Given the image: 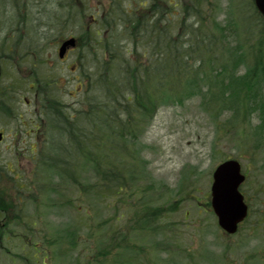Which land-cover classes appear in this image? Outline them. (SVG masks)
<instances>
[{
	"label": "rangeland",
	"instance_id": "1",
	"mask_svg": "<svg viewBox=\"0 0 264 264\" xmlns=\"http://www.w3.org/2000/svg\"><path fill=\"white\" fill-rule=\"evenodd\" d=\"M117 1L119 0H0V56L4 58L3 66L6 67L0 83V132L5 134V140L0 144V188L9 189L12 198L20 197L17 201L13 199L12 203L16 208L9 213H0V237L3 236L0 240V264H25L24 259L35 247L39 248L44 257L43 250L47 248L43 244L44 234H49V230L45 233L42 230L46 228L47 221L54 226L63 222L79 225L87 219L86 212L93 214L94 226L101 221L98 212L90 207L94 196L84 192L89 187L93 174H89L87 170L80 171L77 174L80 188L77 189L70 179L58 181L38 156L47 145L51 129L40 127L44 123L40 121L45 120V117L34 92L38 88L37 79L52 80L50 84L56 86L57 97L64 103L72 105L80 100V96L70 95L71 92L75 93V78L78 77V73L73 72L76 53L71 54L66 63H60L58 57V45L69 37L80 38L82 44L89 46L84 51V64L90 73L94 72L93 82L96 72L102 70V66L106 76L110 75V54L105 48L109 38L120 42V51L126 54L129 50L124 41L126 37L122 36V29L114 35L102 24L103 19L110 22L106 15L110 8L117 10ZM209 1L212 5L209 10H205L207 18H216L219 23L228 25V36L221 37L219 34V43L224 47L220 46L218 51L208 54V48L202 47L201 52L195 56L201 59L205 71H220L223 68L231 71L235 68L237 71L234 75L244 77L254 63L264 60V36L261 30L264 22L256 13L253 0ZM123 8H127V5ZM120 17L122 16L117 11V16H112L115 20L112 21V26L122 22L118 19ZM92 19L96 21L90 25ZM187 25L197 28V18L190 17ZM87 30L91 32L90 37H87ZM203 35L204 40L211 37L209 34ZM182 40L184 42L180 50L186 53L197 50V45H200L196 35ZM13 44H17L23 55L29 54L31 48L43 47L40 57L42 61L19 60L15 65L12 59L9 61L6 58L9 54L7 49ZM13 49L10 51H14ZM137 58L136 56L135 59ZM72 64L73 67L69 66ZM196 66L199 67L200 62ZM124 68L122 62L112 65V72L115 74L113 80L122 89L125 88L126 75L120 69ZM33 82L36 83L35 89L30 88ZM86 89L93 91V100L104 98L103 88L97 87L98 93L93 88ZM2 99L8 102L7 105ZM211 106L200 95H193L180 104L161 105L144 133L137 136L135 157H142L146 161L148 181L156 183L163 196L155 205L166 209L170 205L177 206L176 211L169 212L162 219L161 225L166 227L172 220L177 225L164 229L155 236H141L136 226L143 215L145 202L139 195L134 196L133 200L128 198L125 207L129 211L125 212L126 215L120 222L115 219L116 215L119 217L118 204L111 210L108 208L106 216L109 225L119 227L121 234V247H108V264H129L132 256L139 251L142 264L148 259H151L152 264H158L160 258L164 264L166 254L158 253L155 249L158 241L170 252V264H264V133L261 139L252 130L260 120L252 114L247 118L252 127L247 136L248 150L244 151L237 142L236 131L245 121L243 114L236 113L239 106L236 103L230 104L217 117H212ZM220 129L223 131L221 134L218 132ZM256 142L263 145L261 150L255 149ZM60 145H63L61 140ZM230 159L238 160L248 177L241 191L246 197H250L255 211L251 221L240 228V234L232 237L223 234L216 218L208 209L213 174L220 164ZM28 184L30 191L26 189ZM61 186L66 189L67 198L71 196L72 200L63 199L60 206L50 210L45 219V208L39 205L37 207L32 196H27L31 192L42 195L35 196L41 204L50 198L47 195L48 189H58ZM62 194L60 192L59 198H55L60 199ZM35 219L38 224H35L36 233L32 234L27 231L26 224L35 223ZM257 221L262 225L259 233L254 235L253 229ZM87 229L90 226L79 233L85 237ZM127 231L130 234L126 235ZM165 245L168 247H164ZM149 248L153 250L151 257ZM51 250L52 254L48 258L54 255L60 258L55 261L47 258V264H61L66 257L70 259L77 253L75 251L61 256L58 246H53ZM255 254L258 257L250 259Z\"/></svg>",
	"mask_w": 264,
	"mask_h": 264
},
{
	"label": "trees",
	"instance_id": "2",
	"mask_svg": "<svg viewBox=\"0 0 264 264\" xmlns=\"http://www.w3.org/2000/svg\"><path fill=\"white\" fill-rule=\"evenodd\" d=\"M124 5H127V8H123ZM211 5L209 0L117 1V10L110 8L106 15L110 22L103 19L102 24L114 35L122 29V36L126 37L129 50L125 54L119 50L120 42L109 38V45L106 44L105 48L110 54V75L107 77L102 67V70L96 72L95 82L94 74L92 78L88 77V87L97 93V87L103 88L104 98L93 100V97L85 92L81 102L86 106L77 111V116L74 117L69 111L55 109L49 95L45 97L46 118L57 134L50 136L49 149L53 150L55 143L60 140L63 144L55 157H47L48 170L59 178L58 181L63 178L70 179L77 189L80 188L77 180L80 171L87 170L89 174H93V179L84 192L94 196L90 207L101 215V221L94 226L93 218L89 215L79 225L63 222L54 226L47 221L46 228L42 230L44 233L49 230V234H44L43 244L47 245L43 250L44 257L41 256L39 248L35 247L24 259L25 264H47L48 259L57 260L60 258L58 255L48 258L52 254L53 246L60 248L61 256L77 251L70 259L66 257L61 264H108L110 245L120 248L121 234L119 227L109 225L110 222L104 218V211L108 208L111 210L118 204L119 217L116 215L115 219L120 222L124 219L125 212L129 211L125 207L128 198L133 200L136 195L145 202L143 215L136 226L141 236H155L164 229L175 226L173 220L166 227L161 225L162 219L169 212L176 211L177 206L170 205V208L166 209L155 205L163 198L161 190L156 183L148 181L146 161L142 157H135L134 153L137 136L144 133L161 105L180 104L193 95H200L212 104L210 113L212 117H217L228 105L236 103L239 106L237 115L243 114L245 118L241 128L236 131L239 148L248 150L247 136L251 126L247 118L250 114L258 116L260 122L252 127V130L256 136L263 139L264 60L254 63L246 76L236 77L235 68L231 71L225 68L220 71H205L201 59L195 56L201 52L202 47L208 48V54L218 51L220 46L224 47L219 43V34L221 37L228 36V25L219 23L216 18H207L205 10H209ZM117 11L122 16L118 18L122 22L112 26V21H115L112 16H117ZM192 16L197 18V28L187 25ZM260 18L264 22V18ZM261 30L264 36V28ZM86 34L90 37L91 32L86 31ZM203 34H209L211 37L204 40ZM195 35L200 44L197 45V50L188 53L180 50L184 42L182 39H190ZM115 62L124 63L125 68L120 69L126 75L124 89L113 80L115 74L112 72V65ZM197 62H200L199 67L196 66ZM90 124L92 130L87 129ZM218 132L223 133L221 129ZM262 148L263 145L256 142L255 149ZM87 181H90V178H87ZM50 191L48 208H58L63 199L72 200L71 196L67 198L66 189L62 186ZM60 192L63 194L58 199ZM261 225L260 221L256 222L254 235L259 233ZM89 226L86 236H82L80 230ZM34 230L32 229V232ZM127 234H130V231H127ZM156 246L158 253L166 254L164 264H170V252L163 248L160 241ZM64 247L67 249H63ZM149 250L151 257L153 250ZM255 255L249 256L254 259ZM132 257L129 264H142L140 251ZM145 264H152L151 259ZM158 264H163L161 258Z\"/></svg>",
	"mask_w": 264,
	"mask_h": 264
},
{
	"label": "water",
	"instance_id": "3",
	"mask_svg": "<svg viewBox=\"0 0 264 264\" xmlns=\"http://www.w3.org/2000/svg\"><path fill=\"white\" fill-rule=\"evenodd\" d=\"M255 3L264 16V0H255ZM75 46V39L66 41L61 47V57H64L68 48ZM1 140L2 136L0 135ZM214 179L212 205L219 219V225L227 233L235 234L239 223L247 217L248 212L244 197L239 192V187L245 181L240 164L237 161H228L220 165L214 174Z\"/></svg>",
	"mask_w": 264,
	"mask_h": 264
},
{
	"label": "flooded vegetation",
	"instance_id": "4",
	"mask_svg": "<svg viewBox=\"0 0 264 264\" xmlns=\"http://www.w3.org/2000/svg\"><path fill=\"white\" fill-rule=\"evenodd\" d=\"M76 51H77V50H74V51L72 50V51L69 52V54H70V53H73V52H76ZM66 61H67V58L61 60L62 63H65Z\"/></svg>",
	"mask_w": 264,
	"mask_h": 264
}]
</instances>
